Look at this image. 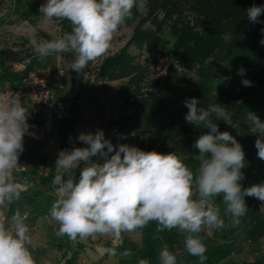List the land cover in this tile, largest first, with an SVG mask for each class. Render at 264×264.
Instances as JSON below:
<instances>
[{"label": "clouds", "instance_id": "clouds-1", "mask_svg": "<svg viewBox=\"0 0 264 264\" xmlns=\"http://www.w3.org/2000/svg\"><path fill=\"white\" fill-rule=\"evenodd\" d=\"M147 5L148 0H46L39 8L43 21H68L70 31L52 39L29 31L27 40L41 61L71 53L68 68L80 73L108 52L114 36L132 18L133 9L144 13ZM261 14L264 5L247 10L253 23L259 22ZM260 44L264 45V38ZM245 72L243 67L237 70L242 77ZM242 84L252 86L248 79ZM197 105L195 97L184 101L188 109L185 121L208 130L195 141L199 154L192 156L194 170L185 162L188 157L176 153L145 151L124 143L114 145L102 129L79 134L78 140L85 147L60 150L52 180L55 199L49 210V222L59 226L55 234L73 242L96 237L122 241L123 234L135 233L155 222L157 232L175 229L183 233L186 252L205 264L207 248L200 234L225 226L217 199L230 223L239 226L248 213L245 197L264 202V184L242 190L239 181L244 179L241 169L245 167V152L234 136L219 131L217 123L233 124L229 108L219 103ZM247 121L251 131L260 134L255 148L258 158L264 160V122L253 113L248 114ZM29 128L28 109L19 94L0 92V264H36L30 251L31 229L26 222L29 211L16 207L8 215L10 206L21 200L27 186V180L18 175L24 168L18 161L24 151V137L31 134ZM113 152L102 164L92 159ZM105 252L108 264H119L120 258L133 254L116 247ZM138 264H149V260L139 259ZM158 264H177V256L167 243L162 242Z\"/></svg>", "mask_w": 264, "mask_h": 264}, {"label": "trees", "instance_id": "trees-1", "mask_svg": "<svg viewBox=\"0 0 264 264\" xmlns=\"http://www.w3.org/2000/svg\"><path fill=\"white\" fill-rule=\"evenodd\" d=\"M253 5H264V0H148L144 13L133 9L132 18L126 22L127 26L134 24L128 45L136 49L149 47L158 55L169 57L171 62L182 61L181 67L188 68L194 63L200 67L196 78L181 77L170 66L162 79L149 81L148 70L135 63L126 50L107 58L99 69V74L109 82L120 83L117 98L134 111L133 114L112 122L113 128L122 135L135 132L138 147L145 151L155 150L177 155L184 152L199 154V150L194 147L195 141L202 132L208 130L196 128L185 121L188 109L184 106V101L195 97L198 107H207L209 103L222 104L232 113L233 124L218 121L219 131H227L234 136L245 152V167L241 169L244 179L239 181L242 190L248 188L249 181L259 180V174L264 173V160L257 156V137L251 131L247 117L249 113H253L264 120V45L260 44V40L264 38V33L261 32L264 29V14L259 17V22H251L247 10ZM25 14L26 17L41 15L33 9ZM52 22L59 27L61 33L70 31L68 21ZM164 31L169 32L174 42L170 50H167V44L155 43L156 39L162 41L159 35ZM198 33L203 35V41H196L195 35ZM25 46H29L28 40ZM27 55L24 50L0 52V90L16 89L25 75L34 69H40L39 64L34 62L23 71L12 69V65L21 63ZM65 58L69 64L72 54L65 53ZM206 60L209 61L201 65ZM241 67L246 70L243 77L237 74ZM67 75L72 104L68 116L61 121L65 133L59 151L86 146L83 143L76 144L72 139L73 130L80 127L78 111L85 101L86 87L78 73L68 68ZM243 79L250 80L252 86H244ZM48 116L53 117L51 111L46 109L32 119L46 133L51 130L44 123ZM108 126H112L111 123ZM48 151L50 150L45 143H36L24 137V151L18 161L24 168L18 175L22 180H27V186L21 194V200L10 206L8 215L16 207H20L21 211L28 210L29 219L26 222L30 226L31 236L36 221L48 213L55 199L52 195V180L58 153L51 156ZM113 154L114 152L107 156L97 155L92 159L102 164ZM45 195L51 196L44 197ZM217 203L221 207L225 224L232 225L223 213L219 198ZM245 203L248 207L247 215L241 218L239 226L232 225L234 229L230 232L236 235L235 241L216 247H209L203 242L207 248L205 264H264V260L260 259L229 260L234 252L240 254V250L242 251L235 245L241 236L253 245L264 239V209L251 197H245ZM57 226V223L52 225L53 228ZM156 227L155 222H152L144 229L137 230L135 233H138L139 243L134 241L135 233L123 234L122 241L107 238L108 243L120 252L130 250L133 253L130 257L120 258L128 264H138L139 259H148L149 264H158L162 242L167 243L169 250L176 254L177 264H199L198 257L186 252L182 233L175 229L157 232ZM58 238L60 237L55 235L49 244L69 250L71 240L67 236H61L60 241ZM78 243L79 245H73L74 248L81 247L85 250L86 244L81 240ZM72 256L74 255L70 259Z\"/></svg>", "mask_w": 264, "mask_h": 264}, {"label": "rangeland", "instance_id": "rangeland-1", "mask_svg": "<svg viewBox=\"0 0 264 264\" xmlns=\"http://www.w3.org/2000/svg\"><path fill=\"white\" fill-rule=\"evenodd\" d=\"M44 3H46V0H0V52L4 50L26 51L28 55L23 61L27 62L29 65L31 62L39 64V68L48 73L54 90L57 91V87L62 88L61 91H59V97L65 102L66 106L70 108L72 99L69 78L67 75L68 62L65 58V53L61 55H53L48 57L46 60L41 61L35 57L30 45L25 46L27 33L29 31H35L37 35L43 39H52L54 36L62 34L59 27L54 22L43 21L41 15L30 17L24 16L26 15V11L30 9L39 11L40 6ZM133 25L134 24L130 26H123L114 36L108 52L96 61L90 62L86 69L78 73L79 78L86 87V94L82 108L78 111V121L80 123V127L73 130L72 139L76 144L82 143L78 140L80 133H94L97 129H102L105 133V138L111 140L114 145L124 143L138 147L135 136L126 134L127 138L121 139L120 137L122 134H120L117 129L113 128L114 126L112 122L131 115L134 111L132 107L124 105L118 100L116 92L120 87V83L109 82L99 74V69L107 58H112L115 55H118L122 50H126L127 54L133 58L135 63L148 70L149 81L152 79H162L165 75L166 69L170 66H173V69H176L180 73L181 77L196 78L200 67V65H195L196 63L190 65L188 68L181 67V65H183L182 61L180 63L178 61L171 62L169 57L164 55L160 56L155 52V50H150L149 47L136 49L133 46L128 45L132 36ZM159 37L162 41L156 39L155 43L158 45L167 44L166 48L167 50H170L174 42L169 36V32L164 31L159 35ZM195 39L199 42L201 40L203 41L204 38L202 34L198 33L195 35ZM208 61L209 60H206L201 65H205ZM60 70L63 74L59 73ZM27 109L29 113V107H27ZM44 121L46 126L51 128L48 134L50 138L54 140L56 145V147L53 150L48 151V153L51 156H55L61 147L65 127L62 122L57 123L52 116L46 117ZM261 121L264 122V120ZM109 123H111L112 126H108ZM254 134L257 138H260L259 133ZM180 155L188 157L185 162L194 170L196 162L192 159V156L198 154L194 153L190 155V153L184 152ZM258 177L259 180L257 181H249L247 183V187H251L256 184H264V173L259 174ZM52 195L55 197L54 193ZM50 196L51 195H45L44 197ZM251 199L255 203H260L261 209H264V202H261L255 197H251ZM42 220L43 223L41 224V230H44V236L40 237V240H36L35 245L33 242V245L30 247V249L32 248L31 252L35 254L36 252L34 250L36 248L42 250L41 254L39 253V256L37 257L33 254L36 264H75L77 261L84 264H90L88 259L90 252L87 251L85 254V250L81 247L74 248L73 246L79 245V238L76 242L71 240L69 250L51 246L49 243L56 235L55 233L59 226L56 228L49 227L47 230L44 229V226L48 227L50 223L49 210L48 213L42 215ZM53 222L54 224L56 223L55 221H52V223ZM50 229H52L53 232H50ZM232 229H234L232 225L225 224V226L221 229H215L211 232H202L200 235L203 242L207 246L216 247L225 244V242L232 243L236 240V235L230 234ZM182 235L184 234L182 233ZM88 240L90 242H87L91 245V247L100 243V240L97 239L88 238ZM81 241L84 244L86 243V239ZM235 245L237 248H241L242 251L240 250V254L234 252L229 260H264V239L253 245L241 236ZM75 251L77 252L75 253ZM71 255H74L72 256V259H70ZM108 261L109 259H103V264H108Z\"/></svg>", "mask_w": 264, "mask_h": 264}, {"label": "built area", "instance_id": "built-area-1", "mask_svg": "<svg viewBox=\"0 0 264 264\" xmlns=\"http://www.w3.org/2000/svg\"><path fill=\"white\" fill-rule=\"evenodd\" d=\"M29 64L25 61L12 65L14 71H23ZM60 74L63 72L60 70ZM51 85L48 73L42 69H34L25 75L16 89L0 90L9 94H19L21 102L29 107L28 123L30 125L29 135L25 137L36 143H45L48 150H53L56 145L45 130L32 121L33 118L40 115L44 110L49 109L57 123L61 122L68 116L69 108L65 102L60 99L59 91ZM75 264H83L76 262Z\"/></svg>", "mask_w": 264, "mask_h": 264}, {"label": "crops", "instance_id": "crops-1", "mask_svg": "<svg viewBox=\"0 0 264 264\" xmlns=\"http://www.w3.org/2000/svg\"><path fill=\"white\" fill-rule=\"evenodd\" d=\"M42 223H43L42 219H38L36 221V223H35L34 232H33V235H32V240L34 242V245H35V241L36 240H40V237L44 236V234H43L44 230L43 231L41 230V224ZM53 224H54V222L53 223L52 222L49 223L48 227L44 226V229L47 230L49 227L51 228ZM52 231L53 230L50 229V232H52ZM60 239H61V236H60V238H58V241H60ZM93 239L100 240V243H97L96 245L91 247V245H89V243H88L90 241L87 238L86 239V243H85L86 244L85 254H86L87 251L90 252V255H88V259L90 261V264H103V259H109V257L107 256V254L105 252V249H107L109 247H112V246H110V244L108 243V239L105 238V237H96V238H93ZM139 240L140 239H139L138 233H135L134 234V241L136 243H139ZM31 249H30V251H31ZM89 249L90 250L92 249V250L90 251ZM34 251L36 252V254L32 253V255L35 254V257L39 256V253L41 254V252H42V250L39 249V248H36ZM103 256H104V258H103ZM119 264H128V263L124 259H119Z\"/></svg>", "mask_w": 264, "mask_h": 264}]
</instances>
